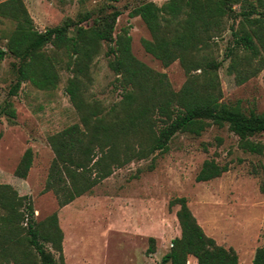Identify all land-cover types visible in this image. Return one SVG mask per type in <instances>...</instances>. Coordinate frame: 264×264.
I'll return each mask as SVG.
<instances>
[{"label":"rangeland","instance_id":"1","mask_svg":"<svg viewBox=\"0 0 264 264\" xmlns=\"http://www.w3.org/2000/svg\"><path fill=\"white\" fill-rule=\"evenodd\" d=\"M9 0H0V4ZM169 0H21L30 14L34 28L47 29L69 25V36L79 27L97 28L108 22L115 10L122 12L114 36L128 34L132 38L134 56L156 72L165 74L171 87L178 92L189 76L179 61L165 67L147 53L143 40L152 34L140 17L131 11L146 2L165 5ZM264 0H240L233 7L234 16L226 19L223 30L210 41V52L222 62L218 74L223 92L222 102L240 105L245 113L264 114V68L249 81L238 84L228 72L227 50L234 45L233 31L242 28L252 32L257 25H242L243 12L256 9L252 19L259 18L264 32ZM89 18H86V15ZM16 28L12 19L0 16V184L10 185L21 196L32 199L38 223L57 213L64 233L63 256L50 244L58 264H136L143 255L149 264H161L170 252L174 239L181 236L177 218L180 205L170 203L185 197L188 206L205 233L219 245L233 248L239 264H253L256 251L264 247V150L262 154L244 151L239 137L226 125H210L201 136L178 133L166 152L155 151L144 159H136L115 169L91 192L60 207L53 192L45 187L55 153L50 137L74 124H80L79 113L66 89L74 76L67 69L76 56L49 45L48 55L58 60L59 82L55 89H39L23 81L17 93L11 90L18 82L20 60L7 51L9 38ZM260 35V33H258ZM255 42L259 40L255 38ZM114 45V44H113ZM107 43L93 59L87 99L98 101L108 110L121 100L119 76L109 67ZM264 60V48L260 47ZM245 54H247L244 51ZM243 56V52H241ZM258 59V58H257ZM255 59V62H257ZM258 64V63H255ZM262 65V64H261ZM200 73V70L197 72ZM14 109L11 118L7 110ZM264 146V133L252 137ZM32 149L34 160L26 179L15 175L24 153ZM215 160L230 170L207 182L196 180L205 161ZM155 238V253H149ZM189 258V257H188ZM198 264V263H197Z\"/></svg>","mask_w":264,"mask_h":264},{"label":"trees","instance_id":"2","mask_svg":"<svg viewBox=\"0 0 264 264\" xmlns=\"http://www.w3.org/2000/svg\"><path fill=\"white\" fill-rule=\"evenodd\" d=\"M239 2L169 0L163 6L146 2L131 11V17H140L152 34V40L142 41L145 51L165 67L179 61L188 74L187 82L178 92L172 89L165 74L156 72L134 56L131 36H114L122 15L119 10L109 15L106 24L91 29L79 27L74 36H69V25L37 31L21 0L0 4V16L16 23L7 44V51L21 62L18 82L11 90L13 95L23 81H30L39 89L57 87L58 60L47 54L49 45L66 50L71 58L76 56L67 66L74 76L66 91L79 113L80 124L49 138L55 158L45 191L55 194L60 207L91 192L112 176L115 169L144 159L155 151H168L170 141L178 133L201 136L212 124L227 125L239 137L244 151L263 153L264 146L252 137L264 133V114L252 110L245 113L238 104L222 102L218 74L222 62L215 60L210 52V41L219 36L224 21L234 16L233 7ZM260 6L264 8L262 1ZM256 12L252 9L242 14L243 26L244 23L257 25L252 32L244 28L232 30L235 39L234 45L227 50L231 60L228 72L235 75L238 84L246 83L264 68L260 49L264 48V32L258 27L259 18H251ZM103 43L109 45L106 55L114 57L109 67L119 76L122 91L121 100L108 110L100 102L87 99L89 85L93 82L91 64L101 52ZM6 54L0 50L1 59ZM7 113L11 118L16 117L12 108ZM33 160L34 152L28 149L15 175L26 179ZM229 170L228 165L207 160L196 180L207 182ZM261 189L264 193V184ZM176 205H180L177 218L182 233L174 239L172 249L162 258L161 264H187L189 255L195 256L198 264H239L235 249L219 245L205 233L185 197L170 203L171 207ZM63 241L57 213L38 223L32 199L19 195L10 185L0 184V264H58L47 247L50 244L64 261ZM150 241L149 253H155V238ZM253 264H264V247L257 249Z\"/></svg>","mask_w":264,"mask_h":264},{"label":"crops","instance_id":"3","mask_svg":"<svg viewBox=\"0 0 264 264\" xmlns=\"http://www.w3.org/2000/svg\"><path fill=\"white\" fill-rule=\"evenodd\" d=\"M150 259L151 258L148 257L147 255H143V258H142L141 262L140 263H136V264H149V260ZM197 263H198V261H197L196 257L193 256V255H189L187 264H197Z\"/></svg>","mask_w":264,"mask_h":264}]
</instances>
